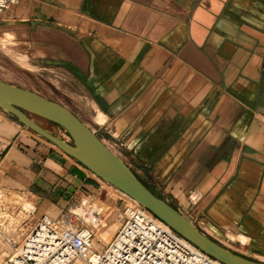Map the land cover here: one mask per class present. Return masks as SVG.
<instances>
[{
    "label": "crops",
    "instance_id": "1",
    "mask_svg": "<svg viewBox=\"0 0 264 264\" xmlns=\"http://www.w3.org/2000/svg\"><path fill=\"white\" fill-rule=\"evenodd\" d=\"M59 12L77 20L73 64L121 161L264 263V0H20L0 28L40 54ZM24 128L0 114V188L57 219L100 181Z\"/></svg>",
    "mask_w": 264,
    "mask_h": 264
},
{
    "label": "rangeland",
    "instance_id": "2",
    "mask_svg": "<svg viewBox=\"0 0 264 264\" xmlns=\"http://www.w3.org/2000/svg\"><path fill=\"white\" fill-rule=\"evenodd\" d=\"M57 18L59 20L47 22L53 28L51 34L46 38L47 40L43 42L46 47L40 54H36L33 50L27 51L23 44L20 45L17 44V41H12L13 33L11 31L15 27L0 28V81L26 89L62 105L89 127L102 143L118 157L120 145L116 146L111 141L110 130H106L104 127L99 128L92 121L95 114L94 106L91 98L87 95L84 80L79 75L82 73L73 64L77 54L75 50L76 36H78L77 20L64 12H59ZM2 24L0 23V26ZM83 24L86 27L88 23L84 21ZM2 33L3 38H1ZM48 43H51V46ZM0 114L16 120L1 108ZM26 114L51 135L68 144L72 143L62 127L35 114ZM24 129L34 134L38 139L46 141L31 130ZM99 181L100 186L96 191L90 195H79L75 203L64 210V212L67 211L77 216L79 219L76 221L77 224L87 227L93 232L92 255L101 252L111 241L123 221L124 210L132 207L127 199L121 198L122 196L115 188ZM38 217L34 198L17 192L8 193L0 188V263L22 243ZM59 217L60 215L57 219ZM228 236L215 237L212 240L240 256L260 262L245 256V250L239 248L237 243L232 242ZM70 264H87V262L76 260Z\"/></svg>",
    "mask_w": 264,
    "mask_h": 264
},
{
    "label": "built area",
    "instance_id": "3",
    "mask_svg": "<svg viewBox=\"0 0 264 264\" xmlns=\"http://www.w3.org/2000/svg\"><path fill=\"white\" fill-rule=\"evenodd\" d=\"M20 0H0V23H7ZM66 225H60L59 220ZM79 219L63 212L38 218L22 243L0 264H70L91 252L94 238ZM191 222V221H190ZM192 223V222H191ZM193 224V223H192ZM87 264H222L201 252L142 206L125 209L123 221L104 249Z\"/></svg>",
    "mask_w": 264,
    "mask_h": 264
},
{
    "label": "water",
    "instance_id": "4",
    "mask_svg": "<svg viewBox=\"0 0 264 264\" xmlns=\"http://www.w3.org/2000/svg\"><path fill=\"white\" fill-rule=\"evenodd\" d=\"M79 75L85 81L83 75ZM0 108L103 181L136 200L143 208L206 255L222 264H263L221 246L202 233L171 205L155 196L89 127L62 105L0 81ZM26 113L35 114L62 127L72 143L68 144L51 135L34 123Z\"/></svg>",
    "mask_w": 264,
    "mask_h": 264
},
{
    "label": "bare ground",
    "instance_id": "5",
    "mask_svg": "<svg viewBox=\"0 0 264 264\" xmlns=\"http://www.w3.org/2000/svg\"><path fill=\"white\" fill-rule=\"evenodd\" d=\"M20 2V1H19ZM19 4V3H18ZM31 119V118H30ZM32 120V119H31ZM33 121V120H32ZM34 122V121H33ZM35 123V122H34ZM55 146V145H54ZM58 148V147H57ZM59 149V148H58ZM60 150V149H59ZM89 171V170H88ZM90 172V171H89ZM94 177H96L98 180H101V181H103L101 178H99L97 175H95L94 173H92V172H90ZM103 182H105V181H103ZM105 183H107V182H105ZM108 185H110L109 183H107ZM111 186V188H115V187H113L112 185H110ZM116 189V191L119 193V195H121L122 197L121 198H125V199H127L128 201H129V203L130 204H132L131 206L132 207H130L129 209H131V208H134V207H138V206H141L136 200H134L133 198H131V197H129L127 194H125V193H123L122 191H120L119 189H117V188H115ZM34 209V208H33ZM33 211V210H32ZM28 212H31V211H28ZM59 223H60V225H66V222L64 221V220H59ZM240 242V247L241 248H244L246 245H245V243H243V242H241V241H239ZM92 252V251H91ZM91 252L90 253H87L84 257H81V258H78V259H75L74 261H76V260H83V261H85L86 262V259H88V258H90V259H94L95 258V255H92L91 254Z\"/></svg>",
    "mask_w": 264,
    "mask_h": 264
}]
</instances>
